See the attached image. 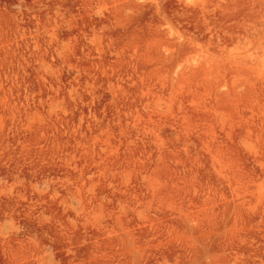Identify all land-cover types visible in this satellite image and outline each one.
I'll return each mask as SVG.
<instances>
[{
  "label": "rangeland",
  "instance_id": "obj_1",
  "mask_svg": "<svg viewBox=\"0 0 264 264\" xmlns=\"http://www.w3.org/2000/svg\"><path fill=\"white\" fill-rule=\"evenodd\" d=\"M0 264H264V0H0Z\"/></svg>",
  "mask_w": 264,
  "mask_h": 264
}]
</instances>
